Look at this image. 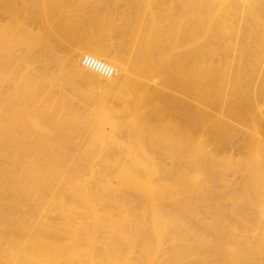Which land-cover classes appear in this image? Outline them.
<instances>
[{
	"label": "bare ground",
	"instance_id": "bare-ground-1",
	"mask_svg": "<svg viewBox=\"0 0 264 264\" xmlns=\"http://www.w3.org/2000/svg\"><path fill=\"white\" fill-rule=\"evenodd\" d=\"M0 264H264V0H0Z\"/></svg>",
	"mask_w": 264,
	"mask_h": 264
},
{
	"label": "built area",
	"instance_id": "built-area-1",
	"mask_svg": "<svg viewBox=\"0 0 264 264\" xmlns=\"http://www.w3.org/2000/svg\"><path fill=\"white\" fill-rule=\"evenodd\" d=\"M83 64H85L87 67L97 70L98 72L104 73V74H111L112 70H110L109 67H106L96 59H93L91 57H84Z\"/></svg>",
	"mask_w": 264,
	"mask_h": 264
}]
</instances>
